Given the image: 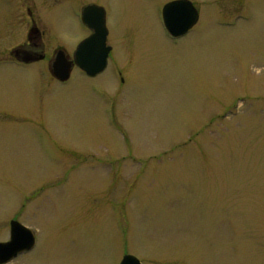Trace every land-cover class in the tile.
Here are the masks:
<instances>
[{
    "label": "rangeland",
    "instance_id": "374dc122",
    "mask_svg": "<svg viewBox=\"0 0 264 264\" xmlns=\"http://www.w3.org/2000/svg\"><path fill=\"white\" fill-rule=\"evenodd\" d=\"M167 1L94 0V77L0 64V241L35 236L8 264H264V0H190L177 39Z\"/></svg>",
    "mask_w": 264,
    "mask_h": 264
},
{
    "label": "flooded vegetation",
    "instance_id": "af4514ba",
    "mask_svg": "<svg viewBox=\"0 0 264 264\" xmlns=\"http://www.w3.org/2000/svg\"><path fill=\"white\" fill-rule=\"evenodd\" d=\"M91 4L103 8L107 29L106 11L94 0L83 3L80 0H0V64L9 63L22 68L46 66L49 72L57 54L61 53L71 63V71L77 68L74 51L80 41L92 33L91 29L82 24L81 12ZM60 8L65 9L73 19V23L68 24L71 29L59 31L54 26L56 16L53 12ZM81 27L88 31L84 37H80ZM16 218V215L9 218L8 235L2 241L8 239L10 222Z\"/></svg>",
    "mask_w": 264,
    "mask_h": 264
},
{
    "label": "water",
    "instance_id": "95a60500",
    "mask_svg": "<svg viewBox=\"0 0 264 264\" xmlns=\"http://www.w3.org/2000/svg\"><path fill=\"white\" fill-rule=\"evenodd\" d=\"M162 22L172 37L184 35L198 20V11L189 0H172L165 3L161 10ZM81 21L92 33L81 40L76 47L74 62L86 75L95 76L104 70L111 47L106 44L107 29L105 26L104 10L91 4L82 9ZM71 63L58 53L50 74L57 80L66 81L71 72ZM34 246V235L30 229L16 220L10 222L9 239L0 242V264L9 261L23 251ZM119 264H141L131 254H124Z\"/></svg>",
    "mask_w": 264,
    "mask_h": 264
}]
</instances>
